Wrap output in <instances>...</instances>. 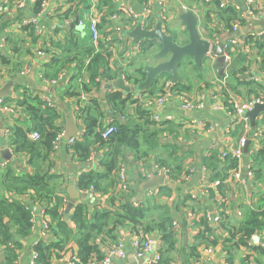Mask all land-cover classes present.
<instances>
[{"label":"crops","instance_id":"crops-1","mask_svg":"<svg viewBox=\"0 0 264 264\" xmlns=\"http://www.w3.org/2000/svg\"><path fill=\"white\" fill-rule=\"evenodd\" d=\"M223 1L225 2L224 7L234 5L239 16L244 19L240 30L236 31L234 35L238 37V43L233 50L234 54L243 53L249 58L259 55L258 49L253 44L247 42V36L248 34L264 31V0H253L252 6L256 10L253 17H248L246 6L241 0H220V4ZM109 2L113 6L111 10H108L109 19L107 21H110V23L106 25L104 22H101L100 31L103 35L110 36L111 38L109 43L105 41L109 46H105L110 51L107 59L108 69L115 78L104 80L103 87L100 91L94 90L95 92L97 91L96 96L99 99L101 109L105 113L104 127L114 120V118L119 117V112L117 113L107 102L106 96L108 92L118 90L122 91L124 95L127 94L125 91L116 87L107 89L106 84L113 83L120 77L130 83H134L135 80L142 81L144 77L141 78L136 73V70L140 67L143 68L147 63H151L149 55L153 49L144 51L142 49L143 40L136 43L133 37H129L126 34V30L134 28L140 19H142L144 24L152 28L155 26L157 18L160 15L164 19L163 27L165 31L173 34L179 30H184V25L178 15V8L185 5L187 9H192L198 14L203 35L211 41V45H217L221 38L228 40L234 33L227 24V21L222 16H219V9L216 8L213 0L173 1L163 11L155 5L147 16L143 15L146 9L144 0H110ZM64 8L66 9L63 14L67 13V16H61V10ZM160 11L162 12L160 13ZM77 15L79 18L78 23L75 25ZM112 15L114 18H110ZM144 16L148 18L145 19ZM89 17V0H52L45 7L44 11L39 14L35 12L34 5L30 0H24L21 8L17 7L16 0H14L5 6V10L0 15V52L6 56L13 54L14 45L11 47L13 44L10 39L11 37L14 39L17 38L16 40L25 39L26 44L31 45L33 51V54L28 57L30 65L25 66L24 74H21L19 78H5L4 81L3 77L7 74V70L0 64V73L2 75L0 77V91L2 89L3 91L6 90L4 88L6 83L14 81V85L10 89H7V95L3 96L7 99L10 97L13 100L5 103L7 109L0 107V194L5 193L9 200L17 199L24 204H28L31 201L29 198L30 193L21 195L14 191H5L3 189L4 177L10 167L13 168L16 175L34 172L45 173L46 171L59 175L63 183L61 187L65 185V196L68 201L69 195L67 190L70 185H76L77 187L76 180L82 172L90 169L103 170L104 168L100 162L105 157L108 148L98 143H93L91 145L90 155L85 160L80 161L76 155L74 156V149L67 142H62L59 148L52 150L51 154L49 153V156L44 158L45 147L41 145L36 148L34 154L28 151L16 154L10 145L8 137V127L17 123L24 127L32 124L31 117L25 108L14 101L19 96L15 89L20 82L26 88H29L31 93H35L40 97L46 95L54 101L55 108L61 115L57 123L62 125L65 138L72 132L73 135L71 136L82 137L85 125L77 114V98L68 95V92L71 90L72 71H62L59 74L58 81L54 84L50 83L42 77V62L45 60L37 52L41 47L51 48V52H59L60 48L56 45L62 44L66 47L68 46L67 43L71 40L79 43L80 46H92L93 40L87 28ZM27 18L35 19L40 30V34H37V42L35 44L32 43L30 32L27 29H23L21 25V21ZM79 20L85 22L80 23ZM89 36L90 39L87 38ZM80 38L84 39V44H81ZM56 42L57 44H55ZM182 68H185L183 72L180 69V74L184 79L183 83L191 88L189 91L183 93L194 96L197 94L203 95L200 99L204 103L202 107L184 110L177 100H168L161 105L155 104L152 97L163 92L161 89L163 82H166L165 91H172L175 83L171 87L169 86L170 75L166 76L165 79L161 78L149 90L139 92L138 94L132 93V100L126 109L129 115H136V108L141 106L142 108L151 110L153 116L155 113H158L162 122L165 123L162 125L163 130L157 135L158 146L149 156L138 159L137 153L134 150H130L129 148L124 150L123 157L125 161L123 163L126 166L129 183L128 196H131L133 201L138 203L145 201L149 195H154L153 200L156 201L157 205L161 208L167 207L170 210L172 223L176 221L178 224V226L172 224L177 232L178 241L175 250L171 253L173 258L171 264H224L225 252L222 247L224 233L220 229H218V232L221 233L222 237H220V241L216 245L206 246L204 243H200L197 249L198 255L194 256L192 254L191 247L199 242L197 236L199 230L202 228L196 222L205 220L206 218L212 225L218 227V224L214 222V217L220 206L224 210L226 209V212L232 218H240L242 215L239 216L237 212L244 211L247 207L255 206L259 201V193L263 188L260 183L252 182L249 175H247V179H244L242 183L238 181L232 183L228 195L229 198L226 197V203L224 205H222V202L225 200V197L223 198L219 192L216 191L213 196L210 195L206 183L212 181V170L207 166L202 157L209 156L215 152L221 153L229 149L230 145H233L240 139L243 131L239 129L235 135L231 134V131L235 130V124L233 123V115L229 113L225 105L227 71L225 76H219L215 62L210 61L207 55L202 69H198L202 73L201 78L198 77L195 70L197 66L192 58H189ZM262 70V64L257 67L256 65L253 66L254 73H260ZM191 78H193L194 84H190ZM260 78L262 77H256L255 80ZM238 89L243 93L247 91L244 85H240ZM236 95H239V97H248L241 94ZM221 107H224V110L218 109ZM260 117L263 116L260 114L258 119ZM209 123L214 127L212 130L208 127ZM259 123L261 122L259 121ZM102 129L98 128L97 132H101ZM253 135L252 131L251 137H249L251 139L250 149L252 147L260 148L264 141L256 139ZM6 148L11 150L13 158H7L1 153ZM176 157L182 158L186 167H194L190 178L172 181L166 177V184L158 185L155 188L145 191L141 190L142 183L149 178L148 175L161 174L159 171V167H161L159 162L161 159L172 162ZM58 180L56 179V181ZM167 182L170 184L168 185ZM165 186H168L170 189H166ZM116 188L118 191L117 186ZM209 188L216 189V187ZM78 191L80 190L78 189ZM114 192L115 189H111L107 193L97 192L95 196L89 194L88 199H77L75 205L78 201L86 200L90 216L93 213V207L96 205L109 208L111 205L110 199ZM121 202L123 201L117 199L115 205H119ZM35 206H41V211H44L46 204L36 200L32 206L34 213ZM66 206L67 204L62 210L63 219H65ZM72 211H70V220L67 221L65 219L69 224H72ZM160 212L161 210H158L155 213L158 214ZM5 220L9 221L8 216ZM11 229L15 232L14 225H11ZM115 233L117 235V241L113 242L107 239L105 242H98L104 255L109 252L111 247L121 241L127 257L126 259H120L118 256L112 255V264H138L139 257L134 254V233L132 226L130 224L119 226ZM149 234L153 240L155 250L154 253H148L146 258H153L159 254L161 235L158 231H153ZM43 237L42 224L39 219H37L36 225L32 229L29 237L23 238L16 236L23 245L22 249L19 250L16 264H29L33 252V243ZM250 245L251 247L253 245H264V226L251 236ZM6 249V246L0 242V264H6ZM75 251H77V242L75 239H72L64 249L56 251L53 255L52 264H68L69 257ZM248 253H251L249 249L246 247L242 248L236 263L243 264L241 258ZM27 255H30V258L27 263H24ZM251 261L250 264H257L256 261Z\"/></svg>","mask_w":264,"mask_h":264},{"label":"trees","instance_id":"trees-1","mask_svg":"<svg viewBox=\"0 0 264 264\" xmlns=\"http://www.w3.org/2000/svg\"><path fill=\"white\" fill-rule=\"evenodd\" d=\"M109 1L101 0V4L111 10L113 6ZM213 1L216 8L219 9V16L227 21L231 30L233 23L237 22L240 26L242 25L244 19L239 16L234 5L224 7L220 5V0ZM65 15L68 14L61 13V16ZM23 29L30 32L32 43L35 44L38 36L35 27L30 24L23 26ZM10 39L13 43L11 47L14 45L13 54L6 56L0 52V64L7 70V74L3 77L4 81L5 78H19L25 66L30 65L28 57L33 54L32 46L27 45L25 39L16 40L17 38L12 37ZM145 41L142 49L147 51L151 45ZM247 42L251 44L255 42L254 46L258 49V54L260 53L264 57V35L256 37L255 34H248ZM67 45L66 47L62 44L56 45L60 48L59 52H51V48L48 49L47 47H41L39 50L45 51L48 56L50 55L49 59H44L45 61L42 62L44 78L56 79L62 71H72L71 90L68 95L77 98V114L85 125L82 137H76L75 142L71 144L74 149L73 154L81 161L90 155L93 143L108 148L105 157L100 162L104 167L103 170L90 169L82 172L77 178L76 184L78 189L83 192L89 190L90 186H93L94 191L100 193H107L111 189H115V192L110 199L109 208L96 205L93 207V213L90 216L86 200L78 202L72 209V224H69L62 216V210L67 202L65 201V185L61 187L63 183L59 175L48 171L16 175L13 168L10 167L4 177L3 189L21 195L30 193L31 201L24 204L17 199L9 200L5 193L0 194V242L7 248L5 253L6 264H16L19 250L23 247L22 242L16 236L29 237L36 225V222L30 220L33 212L32 206L36 200L46 204L44 212L50 217L51 223L49 226L50 235L33 243L32 249L38 252L35 264H52L53 255L56 251L64 249L72 239L77 242L79 264H90L94 258L100 260L105 255L98 242H105L107 239L113 242L117 241L115 231L124 224H130L134 234H148L158 231L161 235L160 255L158 261L153 264H171L173 260L171 253L175 250L178 239L177 232L172 225L170 210L167 207L161 208L157 205L156 201L153 200L154 195H149L143 202L135 203L132 197L128 196V190L126 193H122L116 188L119 183L118 169L121 163L125 161L124 150L126 148L134 150L138 159L149 156L158 146L157 135L163 130L162 125L165 122H156L152 111L141 106L136 108V115H129L126 109L132 100V93L124 95L122 91L112 90L106 96L107 102L117 113L119 112V115L123 114L125 120L119 117L114 118L116 130L108 139L103 138L102 133L97 132V129L104 128L105 113L101 109L97 94L83 105L79 98L82 93L100 91L104 80L115 78L108 69L107 59L110 51L106 46L109 45L103 39L100 40L98 46L94 42L92 46H80L73 40L69 41ZM231 56V62L227 68L225 105L233 112L234 107L228 101V90L250 96L251 94L257 95L259 93L258 88L262 86L254 79L241 78V75L246 72L245 63L249 59L247 55L231 52ZM195 70L198 77L201 78L202 73L198 68ZM136 73L141 78H145L142 67L137 69ZM166 76L168 74L162 75L160 79H165ZM240 85L246 86V93L238 89ZM165 87L166 82H163L161 84L163 92H165ZM189 89L191 88L183 82H177L172 87V91L179 92H186ZM15 90L19 96L14 101L25 108L33 125L24 127L17 123L8 127L10 145L16 154L24 151L34 154L36 148L41 145L45 147L43 157L46 158L53 150V140L59 132L63 131L62 125L57 123L61 115L54 106L45 105L44 99L35 93H31L22 82L17 84ZM4 99L5 103L13 100L10 97ZM261 116L263 117L257 120V124H260L259 121L264 122V112ZM239 129L243 131V124L236 121L235 130L231 131V134L235 135ZM35 130L40 133L38 140H32L29 136ZM221 154L222 152L211 153L202 159L212 170L211 180L220 181L215 190L212 188L207 190L211 196L217 191L226 199V197L229 198V191L234 182V180L229 181L231 171L238 167L239 162L230 154L224 158L221 157ZM183 161L182 158L176 157L172 162L161 159L159 163L168 168V178L177 181L186 171V165ZM248 163L250 164L249 177L251 181L260 183L263 188L259 193L258 203L241 211L242 216L240 218H232L226 209H223L220 212L218 227L212 225L206 218L197 221L196 224L201 225L202 228L197 236L199 242L191 247L194 256L198 255L197 249L200 243L209 246L216 245L220 241V237H222L221 233L218 232L220 229L224 233L222 247L225 252V262L226 264H237L236 260L240 256L241 249L248 248L251 236L264 226V143L260 148L252 147L249 149ZM56 179L60 181H56ZM165 188L170 189L168 186ZM117 199L123 202L115 205ZM222 205H224V201ZM158 210L161 212L156 214L155 212ZM7 216L9 221L5 220ZM11 225L15 226V232L12 231ZM252 249L253 252L245 254L241 258L242 263L250 264L253 260L257 264H264V245H253Z\"/></svg>","mask_w":264,"mask_h":264},{"label":"built area","instance_id":"built-area-1","mask_svg":"<svg viewBox=\"0 0 264 264\" xmlns=\"http://www.w3.org/2000/svg\"><path fill=\"white\" fill-rule=\"evenodd\" d=\"M12 1H14V0H0V15L5 10V6L8 5L9 3H11ZM30 1L34 5L35 12L37 14H39L42 11H44L45 7H47L52 0H30ZM173 1H178V0H144V3L146 4V9H145V13L143 15H146V16L149 15V11H151L155 5H157V7L163 11V9L169 3L173 2ZM241 1L246 6V9L248 11V14H247L248 17H251V16L253 17L255 14V11H256L252 6L253 0H241ZM23 2H24V0H16L17 7L21 8L23 6ZM89 4H90V17H89V23L87 24V28L90 31L91 39L93 40L94 44H96V45L99 44L101 39H103L104 41L109 43L111 41L110 36H105L100 31L101 22H104L106 25L110 23V21H107V19H109L108 7L102 5L101 0H89ZM220 5L225 6V2L223 1ZM183 7L185 9H187V7L185 5H183ZM65 9L66 8L62 9L61 13H63L65 11ZM162 11H160V13ZM263 13H264V10H263ZM110 18H114V16L112 15V16H110ZM147 18L148 17H145V19H147ZM79 22L84 23L85 21L79 20ZM30 24L35 27L36 34H40V30L37 26V21L35 19H28L27 18V19H24L21 21L22 26L30 25ZM145 25L146 24H144V26ZM146 26H148V25H146ZM238 30H240V24L237 22L233 23L232 24V31L234 32L233 36L227 40V43H226L225 49H224V54L226 57V64H225L226 71H227L228 65L231 62V58H232L231 52H233L235 45L238 43L237 42L238 37L234 36L236 34V31H238ZM254 34L256 37L257 36H263L264 31L254 33ZM254 43H252V44L254 45ZM37 53L39 56H42L44 59L50 58L49 57L50 55L48 56L43 50H38ZM207 57L212 62L216 61V55H214L211 51H209L207 53ZM260 64H262V66H263V70L260 72L263 75L262 78L257 79V80H255V78L261 77V76H253V78H252L259 85L262 86V87L258 88L259 93L257 95L251 94L248 97H239V95H236L237 93H235L233 91L228 92V94H229L228 95V98H229L228 101L234 107V111L231 112L230 109H228V107H226V108L229 111V113L231 115H233V117H234L233 123L235 124V122L237 121V122H241L243 124V134L240 137V139L236 143H234L233 145H230L229 146L230 148L227 150H224L221 154L222 158H224L230 154V155L234 156L235 158H237L238 162H239L238 167L234 168L231 171V176L229 178V181L234 180V181H238L239 183H242L244 181V179H247V177L246 178L242 177V171H243V168L245 166L248 169V172H247L248 175H250L249 174L250 164L244 162V157H245L244 146L247 143V141L249 140V137H251V134L253 131L252 127L250 125L249 118L247 116V112L251 111L257 104H264V57H262L259 54V55H256V56L249 58L247 60V62L245 63V65H246L245 74L254 73L253 66L256 65V67H257ZM24 70L21 72L22 75L24 74ZM42 77H43V75H42ZM44 79L49 81L52 84H54L58 81V78L51 79V80L46 79V78H44ZM95 94H97L95 91H92L90 93H82L80 98H79V100L81 101V104L83 105L87 100H89ZM202 97H203V95H201V94H197L194 96V95H190L188 93H183V92H179V91L173 92L171 90H166L165 92L158 93L157 95H154L152 98H153V102L157 105H161L165 101H168V100H177L181 104L182 109L192 110L194 108H199V107H202L204 105V103L200 100ZM41 98L44 99L45 105H48L50 107H53V106L55 107L54 101L52 99H50L48 96L44 95ZM0 107L2 109H7V107H5L4 97H0ZM218 109L224 110V107H221ZM119 118L122 120H125V116L123 114H120ZM153 118H154V120H156L158 122L162 121V119L160 118V115L158 113H155ZM261 118L262 117H260L259 119H261ZM113 121L114 120H112L110 123H108L102 129L101 133H102L103 138L108 139L110 137V135L116 130V126H115ZM208 127L210 130H212L214 128L211 123H209ZM253 134H254L253 137H255L256 139H259L260 141H264V123L263 122H261L260 124H257V128L253 132ZM30 136L33 140H38L40 138V133L35 130V131L30 133ZM75 139H76V137H73V136L66 139L65 135H64V131H61L58 133L56 138L53 140V150L59 148V146L62 142H67L68 145H71L75 142ZM159 171L161 173H165L166 177H168V168L167 167L161 166V167H159ZM193 171H194V167H192V166L186 167V171L180 179L190 178ZM117 174H118V179H119L118 191L122 192V193H126L128 190L129 183H128V178H127L125 163H121ZM150 176L151 175H148V177H150ZM219 183H220L219 180L211 181V182L206 183L207 184L206 187H207V189H208V187H216ZM80 192H83V191H80ZM84 193H87L88 195L91 194L93 196L97 195V192L94 191L93 186H90L89 190L85 191ZM149 193H151V192H149ZM65 201L68 202V200H66V197H65ZM223 201H224V203H226V199ZM78 202H81V201H78ZM218 209L219 210L214 217V222H216V224L220 223V212L223 210V208L220 206ZM237 214L240 216V215H242V212L238 211ZM37 219H39L41 224H42L43 236L48 237L50 235V233H49V231H50L49 226L51 223L50 217L44 211H41V213L38 215L35 214L34 212H32V217L30 220L32 222H36ZM173 225L178 226L176 221H173ZM223 236H224V234H223ZM133 247H134V254L137 257H146V255L148 253H154V250H155L154 249L155 247L153 246V240H152L149 233L148 234H134V236H133ZM247 249H249L250 252H253V249H252L250 244L248 245ZM112 255H116L120 259H126L127 253L124 250L123 243L121 241L119 243H116V245H114L113 247H111L109 252L107 254H105V256L102 259L99 260L97 258H94L90 264H112V261H111ZM159 255H160V253L157 254V256H155L153 258H147V260H145L143 262V264L156 263L159 259ZM37 257H38V252L33 250L29 264H35ZM68 264H79V257L77 255V251H75L69 257ZM224 264H226V262H224Z\"/></svg>","mask_w":264,"mask_h":264},{"label":"water","instance_id":"water-1","mask_svg":"<svg viewBox=\"0 0 264 264\" xmlns=\"http://www.w3.org/2000/svg\"><path fill=\"white\" fill-rule=\"evenodd\" d=\"M179 18L184 25V30H179L176 33H167L163 27V19L159 15L154 27L150 28L144 26L142 19L137 22V25L126 30V34L129 37H133L136 43L144 40L150 41V48L152 53L149 55L150 62L143 66L145 78L142 81H136L134 83L126 82L124 78L120 77L113 83H107L106 88L116 87L126 93L138 94L139 92L151 89L164 74L170 75V83L183 82V77L180 74V68L189 58H192L198 69H202L203 62L209 51H212L216 55L215 65L219 76L226 75V57L224 54L225 45L227 40L221 38L217 45H211V41L207 39L201 30V24L198 14L192 9H185L183 6L178 8ZM79 16L75 19V25L78 23ZM253 76H263L261 73H249L242 74L243 79H252ZM14 85V81L6 83L4 88L0 91V96L7 95V89H10ZM264 112V104H257L251 111L247 112V116L250 121L253 132L257 128V120L260 114ZM76 126V124H75ZM77 128V126H76ZM69 134V133H68ZM73 135V132L66 136V138ZM72 137V136H71ZM251 145V139L247 141L244 146V162L248 163V152ZM1 153L7 158H13L11 150L9 148L3 149ZM248 169L245 166L242 171V177L246 178L248 175ZM166 174L161 173L159 175H151L144 180L141 186V190L145 191L157 187L158 185L166 184ZM169 185L170 183L167 182ZM69 201L66 206L65 219L70 220V211L74 208L77 199H88V194L78 191L76 185H70L68 190ZM41 206H35V213L38 215L41 213ZM30 255L24 260V263L28 262ZM147 260L146 257H139L138 264H143Z\"/></svg>","mask_w":264,"mask_h":264},{"label":"rangeland","instance_id":"rangeland-1","mask_svg":"<svg viewBox=\"0 0 264 264\" xmlns=\"http://www.w3.org/2000/svg\"><path fill=\"white\" fill-rule=\"evenodd\" d=\"M83 38V37H82ZM87 38H89L90 39V36L89 37H87ZM81 39V38H80ZM145 42H147V43H149L150 41H148V40H146ZM151 43V42H150ZM81 44H84V39H81ZM183 67V66H182ZM180 68L181 69V72H183V70H185V68ZM184 75H187V74H184ZM189 78V77H188ZM190 84H194V80H193V78H191L190 79Z\"/></svg>","mask_w":264,"mask_h":264},{"label":"flooded vegetation","instance_id":"flooded-vegetation-1","mask_svg":"<svg viewBox=\"0 0 264 264\" xmlns=\"http://www.w3.org/2000/svg\"><path fill=\"white\" fill-rule=\"evenodd\" d=\"M186 63H184L183 65H185ZM227 76V75H226Z\"/></svg>","mask_w":264,"mask_h":264},{"label":"bare ground","instance_id":"bare-ground-1","mask_svg":"<svg viewBox=\"0 0 264 264\" xmlns=\"http://www.w3.org/2000/svg\"><path fill=\"white\" fill-rule=\"evenodd\" d=\"M134 173V172H133ZM174 230V229H173ZM180 252V251H179Z\"/></svg>","mask_w":264,"mask_h":264}]
</instances>
